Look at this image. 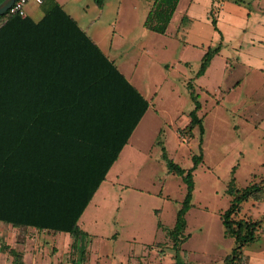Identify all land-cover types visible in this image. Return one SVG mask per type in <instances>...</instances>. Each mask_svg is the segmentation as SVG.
<instances>
[{
    "label": "crops",
    "instance_id": "crops-1",
    "mask_svg": "<svg viewBox=\"0 0 264 264\" xmlns=\"http://www.w3.org/2000/svg\"><path fill=\"white\" fill-rule=\"evenodd\" d=\"M56 1L62 10L48 8L45 0L40 4L28 1L23 16L2 20L0 44H32V51L14 76L12 105L3 106L4 111L13 113V119L0 122V214L4 218L0 219V264H16L8 247L21 255L18 264H69L73 236L33 225L73 223L76 210L83 208L75 223L89 233L85 226L100 222L102 210L113 207V192L123 183L119 178L133 176L150 157L148 120L154 93L133 58L134 49L143 47L145 31L151 29L145 24L150 4L143 10L117 8L114 30L121 34L136 27L138 33L131 39L141 43L123 44L122 38L113 37L114 30L108 35L109 20L103 18L107 0L101 9L92 0L98 12L80 5L68 8L65 0ZM211 8L204 12V21L213 26ZM66 14L86 31L99 52ZM191 19L195 17L184 12L176 31L192 23ZM168 23L159 34L165 35ZM217 45L216 56L224 58L211 57L203 73L217 61L221 70H226L231 56L222 52L224 44ZM179 59L178 63L189 64L187 59ZM243 60L249 72L263 73L264 58ZM201 89L209 92L205 86ZM263 90L259 85L251 95ZM238 214L249 217L241 211ZM110 236L113 233L102 237ZM37 239L54 242V253L37 256L32 246L17 242ZM244 247L242 262L233 264H248L250 255L244 254ZM75 249L76 254L82 249L79 239Z\"/></svg>",
    "mask_w": 264,
    "mask_h": 264
},
{
    "label": "rangeland",
    "instance_id": "rangeland-1",
    "mask_svg": "<svg viewBox=\"0 0 264 264\" xmlns=\"http://www.w3.org/2000/svg\"><path fill=\"white\" fill-rule=\"evenodd\" d=\"M147 2L153 6V0H107L103 18L109 20L108 35L114 30L118 7L143 10ZM65 3L68 8L76 5L98 12L92 0ZM211 6L217 9V29L204 21ZM184 12L195 19L177 32ZM168 21L165 35L145 31L143 47L133 52L144 82L154 93L148 120L150 157L133 176L119 178L123 183L113 192V207L102 210L100 222L83 227L89 232L79 238L83 252L76 254L71 246L69 264H222L234 245L220 219L233 197L227 191L229 181L233 176L241 190L264 179V90L251 95L264 86V71L249 72L243 60L264 58V0H177ZM114 31L113 37L122 38L123 44H141L131 39L138 33L136 27L121 34ZM217 44H224L222 52L231 56L226 70L217 61L198 73L207 46ZM215 53L211 57L224 58ZM179 58L189 64L178 63ZM191 92L199 103L196 113L202 118V134L197 123L190 133L180 129L194 107ZM246 110L251 114H243ZM163 153L185 169L191 167L193 155H202L193 170L194 189L185 214L188 238L181 251L171 247L166 231L174 225L186 186L180 174L167 171ZM241 204L240 211L252 219L264 216V200L250 197ZM112 233L108 239L102 237ZM259 237L244 247V254L250 255L248 264H264V233ZM17 242L32 246L37 256L54 253L51 240Z\"/></svg>",
    "mask_w": 264,
    "mask_h": 264
},
{
    "label": "trees",
    "instance_id": "trees-1",
    "mask_svg": "<svg viewBox=\"0 0 264 264\" xmlns=\"http://www.w3.org/2000/svg\"><path fill=\"white\" fill-rule=\"evenodd\" d=\"M47 1H49L48 8L59 10L63 9L62 5L56 0H45V2ZM95 2L98 8L101 9L103 5V0H95ZM176 2L177 0H153V6L150 8L147 14L145 24L154 31L164 32L166 24L173 13ZM16 15V13H9L7 11L2 13L0 15V31L2 30V27L5 23L2 20L18 17ZM209 15L211 17V23L213 24L214 28L217 29L214 8H211L209 10ZM65 16L70 19L74 26H76V28L84 36L86 41L89 44H92L94 48L99 52L96 43L86 33V31L78 25L76 20L67 14ZM153 18H155V20H153ZM218 49L219 46L217 45L214 48H208L204 52L201 59L200 67L198 69V73H202L205 70L207 64L209 63L211 55L214 52H217ZM31 51L32 44H0V122L13 119V113L4 111L3 106L12 105V90L14 76L19 72L21 64L29 60ZM100 54L106 60V62H108V64H110V66L113 68V63L109 59H107V57L104 56L101 52ZM191 96L194 101V107L189 112L190 119L184 126V129H186L190 133L192 126L197 123L199 124V131L202 134L203 126L201 123V118H199L196 113L197 109L199 108V103L195 99V94L191 92ZM146 105L147 101L144 100L143 109L146 108ZM162 156L165 159L167 171L175 174H180L186 186L185 195L180 201V205L176 211L174 225L171 228H167L166 231L167 235L169 236V239L171 240V247L177 251L179 250L181 243L188 238V234H184V229L186 226L185 214L190 206L192 192L194 189L193 170L202 160V155H193V163L191 167L187 169L181 167L170 158H166L164 153ZM227 191L232 194L233 197L227 208L223 210V212H221L220 219L224 227V232L233 238L234 245L232 246L230 252L224 256L222 264H233L235 262H242L243 247L253 242L259 237L260 234L264 233V216L259 219H252L251 217L239 216L238 214L242 201L250 197L264 200V179L256 183H252L240 190L234 185V177L232 176L227 186ZM258 194L260 195L258 196ZM82 209L83 208L76 210V213L71 220L74 221L73 223L34 224L33 226L37 229L45 228L53 229L55 231H67L71 234V236H73L74 242H72L71 246L75 247V240L79 239L82 235L85 234L81 226L78 223H75ZM0 219H4L2 214H0ZM8 249V251L14 256L15 263L18 264V260L20 259L21 255L18 254L12 248L8 247ZM80 252H83V248L77 251V253ZM20 262L21 259L19 260V263Z\"/></svg>",
    "mask_w": 264,
    "mask_h": 264
},
{
    "label": "built area",
    "instance_id": "built-area-1",
    "mask_svg": "<svg viewBox=\"0 0 264 264\" xmlns=\"http://www.w3.org/2000/svg\"><path fill=\"white\" fill-rule=\"evenodd\" d=\"M28 1H34L40 4L44 0H14L11 6L7 9V12L16 13L19 14L20 16H23L25 12V5Z\"/></svg>",
    "mask_w": 264,
    "mask_h": 264
},
{
    "label": "water",
    "instance_id": "water-1",
    "mask_svg": "<svg viewBox=\"0 0 264 264\" xmlns=\"http://www.w3.org/2000/svg\"><path fill=\"white\" fill-rule=\"evenodd\" d=\"M14 0H1L0 1V15L7 11Z\"/></svg>",
    "mask_w": 264,
    "mask_h": 264
}]
</instances>
